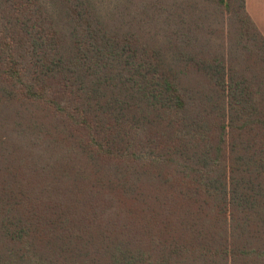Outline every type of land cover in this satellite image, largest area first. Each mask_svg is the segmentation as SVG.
I'll return each instance as SVG.
<instances>
[{
	"label": "trees",
	"instance_id": "16d2710c",
	"mask_svg": "<svg viewBox=\"0 0 264 264\" xmlns=\"http://www.w3.org/2000/svg\"><path fill=\"white\" fill-rule=\"evenodd\" d=\"M0 264H264L247 0H0Z\"/></svg>",
	"mask_w": 264,
	"mask_h": 264
},
{
	"label": "crops",
	"instance_id": "0c3cea01",
	"mask_svg": "<svg viewBox=\"0 0 264 264\" xmlns=\"http://www.w3.org/2000/svg\"><path fill=\"white\" fill-rule=\"evenodd\" d=\"M247 7L264 35V0H247Z\"/></svg>",
	"mask_w": 264,
	"mask_h": 264
}]
</instances>
